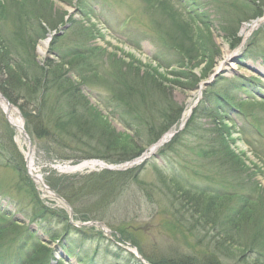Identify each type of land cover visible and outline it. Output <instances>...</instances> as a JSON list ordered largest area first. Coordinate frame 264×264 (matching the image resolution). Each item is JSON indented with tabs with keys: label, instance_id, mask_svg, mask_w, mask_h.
Returning a JSON list of instances; mask_svg holds the SVG:
<instances>
[{
	"label": "rangeland",
	"instance_id": "374dc122",
	"mask_svg": "<svg viewBox=\"0 0 264 264\" xmlns=\"http://www.w3.org/2000/svg\"><path fill=\"white\" fill-rule=\"evenodd\" d=\"M250 5L247 0H0V41L11 58L25 63L31 72L37 73L42 67L49 78L48 62L57 65L62 56L76 50L82 55L77 62L86 56L92 69L82 88L93 131L62 134L65 125H56V119L71 102L68 94L54 86L48 88L41 105L44 121L59 135H31L34 173L41 174L55 193L70 186L82 189L79 197L83 208L92 209V216L98 210L101 216H90L87 222L97 221L94 225L68 231L62 242L70 249L69 261L63 257L64 247L61 251V246L52 242L58 250L49 264H137L140 261L130 255L136 248L150 264H170L168 260L185 258L212 260L214 264H257V257L247 249L257 242L264 254V58L256 51L264 53V21L256 22L253 28L254 21L248 20L255 18L258 7ZM258 5L262 11L264 0ZM178 19L184 27L177 26ZM227 26L234 27L225 29ZM182 28L186 32L181 33ZM189 29L198 32L196 37ZM233 30H237L236 37ZM244 33H248L247 38ZM48 39L44 47L43 41ZM249 45H254L253 51L248 50ZM190 47L193 50L187 56L179 55ZM77 66L69 76L79 81ZM130 68L140 76L135 86L141 95L119 92L121 99L117 100L114 91L122 90L124 72ZM242 76L258 81L239 89L241 84L236 81ZM196 78L195 86L192 80ZM245 80L241 81L244 85ZM206 81H213L215 91L230 92L233 105L225 108L232 113L225 111V116L214 101L217 110L197 114L183 133L198 103L205 100ZM163 102L183 107L179 127L185 111H190L184 127H178L170 141L137 163L126 166L123 164L137 159L117 162L108 158L114 152L104 144L111 142L112 135L133 137L137 148H146L142 155L149 150L151 138L165 122L162 117L153 120L150 116ZM130 105L135 114H131ZM211 111L216 115L213 119L209 117ZM136 116H141V122ZM78 124L72 122L70 126ZM178 134L176 144L167 146ZM223 149L225 154H234L232 162L217 151ZM28 150V140L0 105V210L27 226L23 235L29 227L41 233L32 220L38 210L33 203L34 192L47 206L67 208L35 180H23L10 164L13 160L21 162L29 174ZM97 160L113 168L96 164L79 167ZM127 171L114 189L99 187L113 180L116 173ZM89 181L96 182L98 193L92 183L87 184ZM184 189L206 199L218 193L233 194V202L227 199L225 203V215L237 208L236 193L254 198V218L244 230L243 246H234L232 255L220 248V239L214 237L210 224L198 210L184 206ZM77 217L76 221L85 222L82 216ZM99 221L103 230L95 224ZM51 224L54 229L66 225L58 218ZM24 237L16 244L20 245ZM34 240L32 237L29 244ZM241 254L245 256L242 260ZM80 256H84L83 262L77 260Z\"/></svg>",
	"mask_w": 264,
	"mask_h": 264
},
{
	"label": "trees",
	"instance_id": "16d2710c",
	"mask_svg": "<svg viewBox=\"0 0 264 264\" xmlns=\"http://www.w3.org/2000/svg\"><path fill=\"white\" fill-rule=\"evenodd\" d=\"M249 4L254 6V9L258 7L256 13L254 12L253 17L261 16L263 14V10H260V6L258 5L261 0H247ZM263 2V1H262ZM250 5V6H251ZM262 9H264V5L261 6ZM181 10V9H180ZM182 11V10H181ZM1 14V13H0ZM184 14V13H182ZM178 16V15H177ZM184 16H186L184 14ZM179 18V16H178ZM194 19L198 18L197 16H193ZM201 18V17H200ZM239 20V17H238ZM205 22V20H203ZM242 21V20H241ZM182 20L177 21V26L184 27ZM229 26L225 27L228 28ZM234 27V26H232ZM232 27H229L232 29ZM1 28V25H0ZM185 28H182L181 33L186 32L184 30ZM238 30V28H237ZM237 30H233L232 34L236 37ZM188 32H191L194 37H196L197 33L193 30H190ZM186 34V33H185ZM56 37V36H55ZM57 38V37H56ZM55 38V39H56ZM169 40V39H168ZM170 44L171 43V40ZM175 45V44H174ZM173 47V45H172ZM254 45L249 46V50L253 51ZM193 49L190 47L187 49V52L180 51L179 55L181 56H187ZM260 51L262 53V51ZM78 52L75 50L72 53L68 55L62 56V61H60L57 65H53L51 61L48 62V67L50 69L49 72H51L50 77L48 78L47 73L44 71L42 67L38 69V72H31L29 69H27L26 64H21L20 61H15L13 58H11L10 53L7 51V47L5 44L0 41V91L15 105L19 107L21 110V113L23 114L25 118V126L27 131L38 138H44L49 133H54V135H59L57 131L51 130L50 126L44 121V115L42 112V105L43 101H45L46 96L48 95V88L56 86L57 89H59L62 94L66 95L68 94L69 102V108L64 113H60L57 116L56 119V125H65V129L62 134L66 136H72L76 132H80L85 134L86 132L93 131V126H90L91 119L90 113L85 108V104L87 102V98L84 97V91L82 88V84L86 83L87 81V73L88 71L92 70L90 68V64L86 59V56H83V59L79 62L77 60L81 58L82 55L79 56L77 54ZM264 57V54H263ZM68 65V68L66 66ZM77 65H79L80 70L78 71V77H80L76 81L75 79L71 78L69 76V72L76 71ZM132 69L126 70L124 73V76L122 80L125 81L124 86H121L122 90H118L117 88L114 91V95L116 99H121L119 96V92H122V95L125 93L126 95L133 94V96L138 97L139 91H136V81L139 79V74L137 71L135 73H132ZM64 76V77H63ZM67 76V78L65 77ZM142 80L146 81L144 78H141ZM200 79V78H198ZM149 80V79H147ZM154 80V79H153ZM245 79L242 77H237V83H240L241 85H238L237 87H240L239 89H244V87H249L247 85L250 80H245V85L243 82ZM155 81V80H154ZM194 85H197V78L192 80ZM197 82V83H196ZM215 84L212 86H209L207 90H205V100H202L200 102V106H198L194 110V114L192 115L190 121L186 124L185 129L183 130V133L187 132L192 123H194V119L196 118L197 114L198 116L202 115L203 111H210V109H215L213 102L218 104H230L233 105L232 97L230 92L225 91V93L221 92L220 90H214ZM143 91V90H142ZM164 91V90H162ZM248 91V90H246ZM206 99H208L206 101ZM42 104V105H41ZM166 105V107H165ZM204 105V106H203ZM131 107V114H135L133 107ZM202 107V108H201ZM218 108V107H217ZM154 108L153 113L150 116V119H155L157 116L162 117L165 119V122L162 123V127L157 134L151 138L149 144H153L157 142L161 135L166 132L168 129H170L173 125L177 124L182 116L183 107H176L172 104L163 102V106L158 108ZM203 109V110H202ZM219 109V108H218ZM217 110V109H215ZM209 117L213 119L216 117L214 115L213 111L208 112ZM223 115V114H222ZM157 118V119H158ZM218 118V117H217ZM136 119L138 122H141V116H136ZM59 121L61 123H59ZM51 122V121H50ZM72 122H78V125L70 126ZM69 128H66L68 127ZM182 133V134H183ZM181 134L176 135L172 142H170L167 146H171L172 144H176L177 140L179 139ZM115 139V140H114ZM78 142L82 141V137L76 138ZM114 140V141H113ZM110 141L108 144H104V148H107L109 150H112L111 152H114L113 156H110L108 158L112 159L113 161L122 162L126 160L134 159L138 156H140L143 151L146 149L144 148H137L135 144V139L133 137L127 136L125 134H122L119 136L112 135L110 138ZM148 144V145H149ZM219 148V146H218ZM229 150V147H227ZM223 150H217L219 153H221L223 156L226 157L227 160L232 162L234 159V154L231 152H228L225 154ZM106 152V151H104ZM97 155V153H96ZM22 157V154L20 155ZM115 156V158H114ZM90 157V156H89ZM97 157V156H95ZM88 158V157H85ZM10 164H12L14 167H16L18 173L21 175V178L25 180L28 175L25 171V165L21 162H14L9 161ZM130 172V171H129ZM117 175H114V179L110 182H107V184H101L99 187H102L103 189H114L118 182L121 181L122 178H125L126 175H128L127 172H119L116 173ZM29 178V177H28ZM175 181V179H173ZM92 183L89 181L87 183L88 185ZM178 185L182 188L181 182H177ZM93 191H100V188L97 186L96 182H93ZM124 184V183H123ZM122 184V186H123ZM238 186L242 187V184H238ZM83 188V187H82ZM77 189V190H76ZM84 189V188H83ZM35 190V189H34ZM73 190H76L73 191ZM59 193L63 195L74 207L75 215L82 216L83 220L90 219L92 209L83 208L82 202L80 201L81 198L79 197L80 193L82 192V189L80 188H72L70 186L69 188H66V190H60ZM182 199L183 204L188 205L191 209L198 210V212L201 214L202 219H205V222L210 224L212 227V232L215 233L214 237H218L220 239V248L226 249V253L231 254L233 252L234 246L236 248L243 246V233L244 230H246L247 227H249V224L252 223L253 220V214H254V198L249 196V194H235L237 196V208L233 211L229 212L228 215H225L223 210L225 203H227V199L229 201H232L233 194H227V195H219L213 194V196H208V199L203 197L202 195H199L198 193H191L188 189H184L182 192ZM205 195L204 193H202ZM33 203L36 206L37 213L33 215V219L35 221H38V223L41 224L44 221H49L48 224H42L43 232L50 236L52 240H55L58 237L63 236L67 231H70L71 228L77 229L75 227H72L71 223L69 222V215L68 212L65 210H55L50 208L49 206L45 205L42 200L39 198V196L34 192L33 194ZM75 216V219L78 218ZM39 218V220H37ZM59 219V222L66 223V225L62 229H54L52 227V221L53 219ZM81 218V219H82ZM92 218L95 219H101V216L99 214V211L97 210V214L92 216ZM27 228L20 225L16 219H14L11 215H9L8 212L0 210V264H49L50 260L53 258V250L50 248L47 244L42 243L40 240V237L37 235V232H33L30 228H28V231H26V235H23V231ZM25 236V237H24ZM24 240H21V244L17 245L16 243L20 238H23ZM34 237V242L29 244V241ZM257 240V239H256ZM233 246V247H232ZM262 247L261 245H258L257 242L250 247L251 250L247 249V251H258ZM67 253L70 255L71 253L66 249ZM261 251V250H260ZM246 252H244L245 255ZM261 256L257 257L256 263L257 264H264V254L261 252H258ZM144 254V253H143ZM247 254V253H246ZM232 255V254H231ZM243 254L240 255V259H244V257H241ZM144 257L148 260L149 258L144 254ZM151 262H154L152 259H149ZM170 264H201L206 263L207 264H214L212 260H200V259H191V258H185L182 260H168ZM161 263V262H160Z\"/></svg>",
	"mask_w": 264,
	"mask_h": 264
},
{
	"label": "bare ground",
	"instance_id": "6f19581e",
	"mask_svg": "<svg viewBox=\"0 0 264 264\" xmlns=\"http://www.w3.org/2000/svg\"><path fill=\"white\" fill-rule=\"evenodd\" d=\"M262 21H264V18H261L260 20H259V22L261 23ZM257 24H255L254 26H253V28L256 26ZM244 36H245V38H247L248 37V33H244ZM48 42H49V39L48 40H45V41H43V45H44V47H46L47 45H48ZM0 105L2 106V108H3V110H4V112L6 113V115H7V117H8V119L10 120V122L18 129V131H19V133H21L22 135L24 134V121H23V119H22V117L20 116V111H19V109L16 107V106H14V105H11V104H9V103H7V101L5 100V98H3L1 95H0ZM190 113V111L189 112H186L185 111V114H184V120H183V122L181 121V123H180V127L178 126V124H176V126H175V128H173V129H170L167 133H165L161 138H160V140L156 143V144H154V145H152L150 148H149V150L147 151V152H145V154L142 156V157H140V158H144L145 156H147L149 153L150 154H153L154 152H156V150L159 148V147H161L162 145H164L165 143H167L168 141H170L171 139H172V137L175 135V132L177 131L176 129L179 127L180 129L182 128V126H183V124H184V122L186 123V121L187 120H185L186 119V117H187V115ZM24 136H25V134H24ZM26 154H27V158H28V165L30 166L29 167V169H30V172L32 173V175L34 176V178H36V180L39 182V184L42 186V187H45L43 184H42V182H41V180H40V176H36V174L32 171V166H33V160H32V152H31V150L29 151H26ZM146 158V157H145ZM138 161H140V160H135V161H132V162H129V163H126V164H123V165H131V164H133V163H137ZM91 164H93V165H97V166H99V167H111V168H113L112 166H108V164H106L104 161H100V160H97L96 162H94V163H89V162H84L83 164H81L79 167H86V166H88V165H91ZM68 169V168H67ZM39 177V178H38ZM47 187V186H46ZM48 189V188H47ZM44 191H47V190H44ZM49 192V191H48ZM52 194V193H51ZM53 195V194H52ZM50 208H52V209H55V207H51V206H49ZM55 210H57V209H55ZM70 219V218H69ZM71 220V219H70ZM134 251H136L135 249H134Z\"/></svg>",
	"mask_w": 264,
	"mask_h": 264
},
{
	"label": "water",
	"instance_id": "95a60500",
	"mask_svg": "<svg viewBox=\"0 0 264 264\" xmlns=\"http://www.w3.org/2000/svg\"><path fill=\"white\" fill-rule=\"evenodd\" d=\"M1 95L9 102V100L4 96V94H1ZM56 196H58L59 198H61L60 195H58V194ZM71 215H73V211L72 210H71ZM98 224L101 226V223H98Z\"/></svg>",
	"mask_w": 264,
	"mask_h": 264
}]
</instances>
